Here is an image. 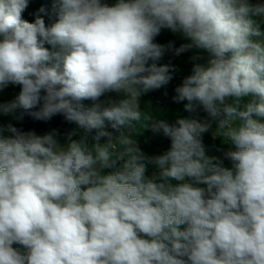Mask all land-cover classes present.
<instances>
[{
	"label": "clouds",
	"instance_id": "9594fccd",
	"mask_svg": "<svg viewBox=\"0 0 264 264\" xmlns=\"http://www.w3.org/2000/svg\"><path fill=\"white\" fill-rule=\"evenodd\" d=\"M27 6L0 0V90L20 86L0 114H59L83 133L0 128V264H264V5L53 0L49 24L22 19ZM162 29L206 61L175 88L192 115L171 124L140 99L173 78L155 63ZM213 122L230 167L206 152ZM146 129L170 139L163 154L141 150Z\"/></svg>",
	"mask_w": 264,
	"mask_h": 264
},
{
	"label": "trees",
	"instance_id": "16d2710c",
	"mask_svg": "<svg viewBox=\"0 0 264 264\" xmlns=\"http://www.w3.org/2000/svg\"><path fill=\"white\" fill-rule=\"evenodd\" d=\"M103 2L108 3L109 5L115 4L117 0H103ZM249 3L256 5L261 4V0H249ZM52 4L53 0H28L27 8L22 12V19L28 22H34L37 16H41L46 24L53 22L55 16L52 14ZM45 8L46 12H40L41 8ZM256 24L259 26L261 32H264V14L255 16L253 18ZM155 43L165 46V51L161 58L155 63L158 66L161 65H170V74L172 75L171 81L164 87L151 91L145 95L141 96V107L150 112L154 118L163 119L168 123H174L178 118L189 117L192 114H189L184 110V102H176L173 97L176 96L175 88L182 84V81L185 77L192 74L194 64L196 63H205V60L194 61L192 59L195 54V50H189L183 52L179 55L175 53V49L179 48L181 44L187 43L179 33H173L169 29H162L160 34L155 38ZM172 44L171 48L167 46ZM167 53V54H165ZM153 63V61H149ZM20 86L9 84L5 87V103L12 101L19 93ZM86 107H91V101L83 102ZM0 104H2L0 102ZM22 110H18L15 116L13 115H3L0 114V128L6 127L7 124L11 123L14 127L18 128L21 131L28 132L32 131L37 135L43 136L45 134L53 133L58 142L61 144L67 143V137L70 132L75 130L77 132L76 136H73V139H79L80 134L83 133V129H80L79 126L74 122L67 121L62 115H55L49 120L36 119L27 113L20 117ZM196 117L204 120L207 119V114L203 110H199L196 114ZM105 129L109 132H112L114 135L119 133L111 127V123L105 121ZM216 129V123L213 122L211 128L208 132L203 134V143L206 147V152L209 156H218L223 160V165L225 167H230V161L223 159L222 151H226L228 145L222 143L221 138L213 137V132ZM124 130V129H121ZM142 130V129H138ZM0 135H10L6 131L0 132ZM95 135V130L89 134V143H92L91 136ZM139 147L147 156H155L163 154L170 147V139L165 137L162 133H154L150 129L144 130L142 133H139L135 136ZM105 138L101 139L103 143ZM154 166H149L147 175H151L155 171ZM173 183H177L173 181ZM183 227V226H182Z\"/></svg>",
	"mask_w": 264,
	"mask_h": 264
},
{
	"label": "rangeland",
	"instance_id": "374dc122",
	"mask_svg": "<svg viewBox=\"0 0 264 264\" xmlns=\"http://www.w3.org/2000/svg\"><path fill=\"white\" fill-rule=\"evenodd\" d=\"M260 5H264V0H261V4ZM165 54H167V53H165ZM5 99H6V97H5V88H3L2 90H0V102L2 104H4L5 103ZM13 247H22V246L14 244Z\"/></svg>",
	"mask_w": 264,
	"mask_h": 264
}]
</instances>
